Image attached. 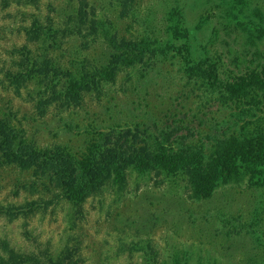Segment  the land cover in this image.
<instances>
[{
  "label": "rangeland",
  "instance_id": "1",
  "mask_svg": "<svg viewBox=\"0 0 264 264\" xmlns=\"http://www.w3.org/2000/svg\"><path fill=\"white\" fill-rule=\"evenodd\" d=\"M4 1L0 120L22 145L87 173L120 140L190 141L210 171L236 143L251 158L208 196L158 166L69 201L0 153V243L36 264H264V0Z\"/></svg>",
  "mask_w": 264,
  "mask_h": 264
},
{
  "label": "trees",
  "instance_id": "2",
  "mask_svg": "<svg viewBox=\"0 0 264 264\" xmlns=\"http://www.w3.org/2000/svg\"><path fill=\"white\" fill-rule=\"evenodd\" d=\"M35 1L26 0V3ZM116 64L114 62V65ZM186 136L181 138L187 140ZM18 139V133L0 120V153L4 162L50 177L53 184L69 201L92 196L103 184L123 176L130 168L143 172L158 166L170 170L188 168L196 191L208 196L215 183L230 170L238 157L251 158L247 149L236 143L231 145L227 155L218 157L214 161L213 169L210 171L205 163L203 149L190 141L172 151L171 148L167 149L160 145V139H150L140 144L120 140L114 149H105L96 153L92 159L93 171L87 173L83 168H79L74 157L60 148L40 151L29 145H22ZM170 140L169 137L167 142ZM247 261H250L248 262L250 264L254 260ZM0 264H36V255L25 254L16 248L10 249L9 245L2 241Z\"/></svg>",
  "mask_w": 264,
  "mask_h": 264
}]
</instances>
